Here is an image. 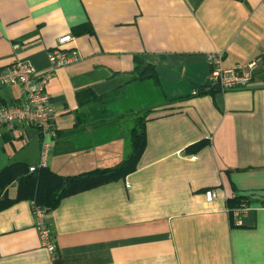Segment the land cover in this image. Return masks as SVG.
I'll return each mask as SVG.
<instances>
[{"label": "crops", "instance_id": "0c3cea01", "mask_svg": "<svg viewBox=\"0 0 264 264\" xmlns=\"http://www.w3.org/2000/svg\"><path fill=\"white\" fill-rule=\"evenodd\" d=\"M67 34L74 39L64 47L80 58L53 68L49 53ZM214 52L225 67L261 58L250 84L196 94L186 80L160 77L152 81L158 102L128 104L144 82L134 80L136 56L203 83ZM19 60L53 69L55 113L44 135L22 122L0 127V171L38 164L43 140L48 167L60 174L115 166L126 121L151 113L134 171L69 194L47 213L54 254L31 199L0 208V264H264V0H0V69ZM84 90L100 98L81 107ZM24 99L20 84L0 86L4 103ZM102 119L111 124H95ZM17 191L14 181L2 196ZM234 196L247 204L239 223L227 204Z\"/></svg>", "mask_w": 264, "mask_h": 264}, {"label": "built area", "instance_id": "2783aa9c", "mask_svg": "<svg viewBox=\"0 0 264 264\" xmlns=\"http://www.w3.org/2000/svg\"><path fill=\"white\" fill-rule=\"evenodd\" d=\"M73 39L72 34L61 36L58 40L59 45L50 51L49 57L53 68L67 65L80 58L77 50H69L64 47ZM208 60L211 65L209 80L212 84H219L222 90L248 86L261 62V58H256L246 65L225 67L221 52L209 53ZM52 73L53 69L38 72L31 63L23 60L14 62L7 69H0V86L20 84L25 95V99L21 104H9L0 100V127L22 122L38 127L43 135L52 129V117L55 113V107L47 91ZM49 154L50 143L43 140L41 160L36 165H30V171L47 168ZM206 195L209 200L213 199L215 189H207ZM246 209L247 204L243 202L239 207L232 210L236 223H239L240 217ZM33 213L42 244L54 254L57 247L52 227L47 220L46 208L33 204Z\"/></svg>", "mask_w": 264, "mask_h": 264}, {"label": "trees", "instance_id": "16d2710c", "mask_svg": "<svg viewBox=\"0 0 264 264\" xmlns=\"http://www.w3.org/2000/svg\"><path fill=\"white\" fill-rule=\"evenodd\" d=\"M155 68V64L147 63L140 56H136L134 80H151L159 83L161 78ZM259 74L264 76V68L260 69ZM206 91H213V89L201 87L196 89V94ZM99 98L100 96L92 90H84L78 93V101L81 107ZM150 113L151 109L134 113L133 126L129 134V149L123 159L115 166L96 168L73 175H63L52 170L50 167L30 171V165L24 162H14L7 165L0 171V208H5L17 200L28 198L33 201V204L46 208L48 213L63 197L69 194L125 176L134 171L137 168L140 155L145 148V125ZM95 124L105 127L111 123L106 122V119H102L99 122L96 121ZM77 125H83L80 114ZM14 181L18 182L16 197L2 196L5 189ZM243 202L246 201L241 196H234L228 199L227 204L230 209L231 218L233 217L232 210L239 207ZM48 223L51 225L49 221ZM51 227L53 236L55 237L53 226L51 225Z\"/></svg>", "mask_w": 264, "mask_h": 264}, {"label": "rangeland", "instance_id": "374dc122", "mask_svg": "<svg viewBox=\"0 0 264 264\" xmlns=\"http://www.w3.org/2000/svg\"><path fill=\"white\" fill-rule=\"evenodd\" d=\"M160 89H157L154 84H152L151 80L144 81L141 84L136 83L134 86V90L132 93V99H128V104H131L134 106V110L139 108L142 104H150V103H155L158 102V100L161 97ZM135 112V111H134ZM133 121H134V113L131 114L130 119H128L125 123V126L123 127V131L120 134V137H122L125 140V143L127 144L125 147V153L129 149V134H130V129L133 126ZM16 189V186H11L10 187V193L14 194Z\"/></svg>", "mask_w": 264, "mask_h": 264}, {"label": "water", "instance_id": "95a60500", "mask_svg": "<svg viewBox=\"0 0 264 264\" xmlns=\"http://www.w3.org/2000/svg\"><path fill=\"white\" fill-rule=\"evenodd\" d=\"M155 69H156V72L160 75V77L166 80L176 82V81L183 79V80L190 82L196 89L201 88V87H206V88H211V89H220L219 84H212L210 80H206L203 83L196 82L189 76L183 75L181 71L174 69L172 67H169L168 65L164 63H157Z\"/></svg>", "mask_w": 264, "mask_h": 264}]
</instances>
